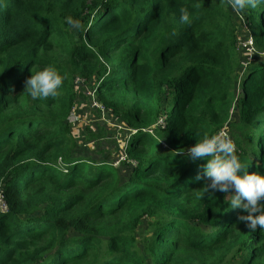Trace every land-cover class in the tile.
<instances>
[{
	"label": "trees",
	"instance_id": "trees-1",
	"mask_svg": "<svg viewBox=\"0 0 264 264\" xmlns=\"http://www.w3.org/2000/svg\"><path fill=\"white\" fill-rule=\"evenodd\" d=\"M233 12L231 0H0V264H264V229L238 221L206 158L187 153L225 128L264 175V57L240 55ZM240 12L264 51V4ZM49 66L65 76L59 95L32 99L25 80ZM76 76L133 130L128 171L73 148Z\"/></svg>",
	"mask_w": 264,
	"mask_h": 264
},
{
	"label": "clouds",
	"instance_id": "clouds-1",
	"mask_svg": "<svg viewBox=\"0 0 264 264\" xmlns=\"http://www.w3.org/2000/svg\"><path fill=\"white\" fill-rule=\"evenodd\" d=\"M259 4H264V0H231V6L236 12H240L248 7L256 8ZM180 20L185 23L189 22V15L183 9L181 10ZM66 23L77 30H80L82 27L81 21L73 19L71 16L66 17ZM248 34L252 39L250 28ZM238 41L239 40H237V44L241 47ZM251 45L254 49L251 52L253 55L257 54L264 56V54H261L254 48L253 39ZM242 48L244 49V46H242ZM64 79L65 76L61 75L56 68L51 66L45 67L37 72H32L24 82V91H26L32 99L57 97L59 95L58 90L61 88ZM84 83V87L74 88L76 99L72 107L84 106V100L82 99L84 97L83 95H85V99L92 100L91 95H88L86 90L92 91L95 89L94 82L84 81ZM93 98L98 102L95 90ZM71 109L67 115L68 121ZM94 110L97 111L98 114L101 113L98 109L94 108ZM106 111L107 110L104 109L105 117L107 119H113ZM121 123L125 125L124 122ZM162 127L163 126H161V128ZM126 128L128 131L126 135L128 137L132 130L128 127ZM187 153L193 160L197 158H206L207 162L204 166V175L209 177L211 181L208 187L223 193H231L227 201L228 206L230 208L241 207L246 212L245 215H240L238 217V221L244 222L247 229L252 232H255L258 226L260 229H264V175L247 171L248 166L243 164L238 158L235 151V144L230 138L223 134L205 136L203 139L193 144L187 150ZM58 163H60L59 166H65V164L61 163L60 159H58ZM196 178L199 179V175H197Z\"/></svg>",
	"mask_w": 264,
	"mask_h": 264
},
{
	"label": "rangeland",
	"instance_id": "rangeland-1",
	"mask_svg": "<svg viewBox=\"0 0 264 264\" xmlns=\"http://www.w3.org/2000/svg\"><path fill=\"white\" fill-rule=\"evenodd\" d=\"M236 13H237L236 11L233 12L234 15ZM239 13H240L239 17L234 16L236 28H237L238 36H239L238 40L243 39L244 37L243 30L245 28L243 25L244 17L242 15V12H239ZM244 22L249 27L248 22L246 20H244ZM239 51L242 57L243 56L245 57L246 54L248 53L250 55L249 50H244L242 46L239 47ZM260 53L264 54V51H260ZM76 78H79V77L76 76L73 79V83H72L73 88L77 87V84L80 83V81H77L76 85H74V80ZM239 85H240V80L238 81V86ZM87 87L89 88L88 85ZM83 96L85 97V95ZM84 97L82 98L84 100V106L77 109V111L79 112L78 114H79V117L81 118V121H78L76 119V123L79 124L78 126H74L73 124H71L73 128L77 129L72 134V137L74 138V141H75L73 148H75L77 152L82 153L85 156H89V154H91L93 157L100 158L104 154H106L109 163L112 166L116 167L118 171H121V172H124L126 170L128 171L127 167H130L133 164L131 158L128 157L127 153L121 154L122 147L120 146V144H118V142L115 141L116 142L115 144L117 145L114 147L113 143L106 141V140H112L111 137H115L118 139L119 142H123L124 141L123 136L126 135L128 131L122 128L121 122H119V120L117 119L109 118L108 121L105 122L106 117L102 115L101 113L98 114V112L94 110L95 107L91 105L92 100L85 99L86 97L85 98ZM100 125H102L104 129H106L105 136L100 137V138L98 137L89 138L88 132L82 129L83 127L89 126L92 129V131L95 132L97 126H100ZM79 127H82V128H79ZM148 129H151V128L149 127ZM103 149H104V152L102 153L104 154L102 155V153H99V152H101V150Z\"/></svg>",
	"mask_w": 264,
	"mask_h": 264
},
{
	"label": "built area",
	"instance_id": "built-area-1",
	"mask_svg": "<svg viewBox=\"0 0 264 264\" xmlns=\"http://www.w3.org/2000/svg\"><path fill=\"white\" fill-rule=\"evenodd\" d=\"M239 16H240V13L237 12V17H239ZM243 25L245 27L244 30H243L244 31V35H245V38L240 39L238 41V43H240L241 46H244V49L246 48V50H249V52L251 53L254 50L252 48V45H251L252 39H251L250 35L248 34L249 28H248V25L244 22V20H243ZM77 81H80V83L77 84V87L76 88H78V87L80 88V87H84L85 86L84 85L85 83L83 82L84 81L83 78H76L74 80V84L75 85H76V82ZM86 93L88 95H91V97H92L91 105L94 106L95 109L100 110L101 114L104 115L103 105H101L100 103H98L97 101H95L94 98H93L94 89L92 91H90V90L87 89L86 90ZM79 108L80 107H77V106L72 107V109H71V111L69 113V116H68L69 117L68 118L69 119V122H72L71 124H73L74 126H78L79 125L78 123H76V119L78 121H81V118L79 117V114H78L79 112L77 111V109H79ZM105 121L107 122L108 119L106 118ZM73 122H75V123H73ZM121 124H122V128L125 129V130H127V128L125 127V125L123 123H121ZM158 124H162V126H163L164 125L163 120L162 119H159ZM132 132H133V130H132ZM219 134H223L224 136L230 138L229 133H228V131L225 128H222V129L218 130L217 133H216V135H219ZM118 144H120V146L122 147V153L121 154H125V151H124L125 146L124 145L126 144V142L124 144H121V142L118 141ZM0 211H2V212L8 211V207H7V204L4 201V196H3L2 190H0Z\"/></svg>",
	"mask_w": 264,
	"mask_h": 264
}]
</instances>
